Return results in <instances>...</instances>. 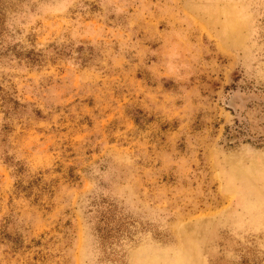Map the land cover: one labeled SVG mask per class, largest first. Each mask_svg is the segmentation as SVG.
<instances>
[{
	"label": "rangeland",
	"instance_id": "rangeland-1",
	"mask_svg": "<svg viewBox=\"0 0 264 264\" xmlns=\"http://www.w3.org/2000/svg\"><path fill=\"white\" fill-rule=\"evenodd\" d=\"M0 264H264V0H0Z\"/></svg>",
	"mask_w": 264,
	"mask_h": 264
},
{
	"label": "bare ground",
	"instance_id": "bare-ground-1",
	"mask_svg": "<svg viewBox=\"0 0 264 264\" xmlns=\"http://www.w3.org/2000/svg\"><path fill=\"white\" fill-rule=\"evenodd\" d=\"M246 170V169H245Z\"/></svg>",
	"mask_w": 264,
	"mask_h": 264
}]
</instances>
